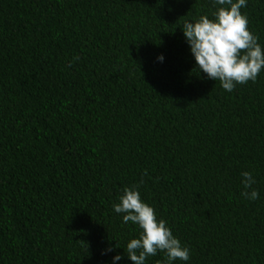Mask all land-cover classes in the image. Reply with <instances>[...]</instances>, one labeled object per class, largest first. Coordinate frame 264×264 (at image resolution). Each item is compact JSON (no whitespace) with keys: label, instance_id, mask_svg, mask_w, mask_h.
<instances>
[{"label":"trees","instance_id":"16d2710c","mask_svg":"<svg viewBox=\"0 0 264 264\" xmlns=\"http://www.w3.org/2000/svg\"><path fill=\"white\" fill-rule=\"evenodd\" d=\"M215 10L0 0V264H132L139 230L112 205L136 184L188 264H264V69L226 92L181 30ZM240 11L264 48V0ZM243 171L256 201L241 196Z\"/></svg>","mask_w":264,"mask_h":264},{"label":"clouds","instance_id":"9594fccd","mask_svg":"<svg viewBox=\"0 0 264 264\" xmlns=\"http://www.w3.org/2000/svg\"><path fill=\"white\" fill-rule=\"evenodd\" d=\"M216 9L209 19L201 15L194 21L185 20L181 30L188 50L199 73L207 79L219 81L221 88L232 92L236 85L255 82L264 69V48L258 38L248 29V17L240 9L247 0H211ZM163 63V55L157 56ZM241 185L245 191L241 196L248 201L259 199V193L252 186L256 179L252 172L240 173ZM143 181H140L142 184ZM119 202L112 205L113 212L120 215L122 223L131 222L139 230L138 238H132L123 250L132 264H145L149 257L163 253L161 264L181 261L188 264L190 251L173 235L164 219H157L155 210L141 199L139 184L125 187ZM106 248L102 255L113 252ZM122 256H112L111 264H118Z\"/></svg>","mask_w":264,"mask_h":264}]
</instances>
